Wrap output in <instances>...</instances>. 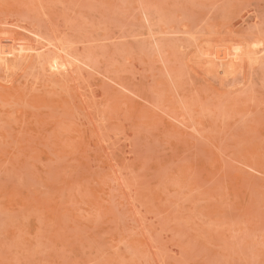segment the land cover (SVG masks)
Returning <instances> with one entry per match:
<instances>
[{"label":"rangeland","instance_id":"rangeland-1","mask_svg":"<svg viewBox=\"0 0 264 264\" xmlns=\"http://www.w3.org/2000/svg\"><path fill=\"white\" fill-rule=\"evenodd\" d=\"M0 39V264H264V0H0Z\"/></svg>","mask_w":264,"mask_h":264},{"label":"bare ground","instance_id":"bare-ground-1","mask_svg":"<svg viewBox=\"0 0 264 264\" xmlns=\"http://www.w3.org/2000/svg\"><path fill=\"white\" fill-rule=\"evenodd\" d=\"M65 8V7H64ZM13 16V15H12ZM7 18V17H6ZM14 19V18H13ZM31 23V22H30ZM10 35V34H9ZM20 37V36H19ZM23 38V37H22ZM5 39V38H4ZM4 39H2V40H4ZM24 39V38H23ZM1 39H0V58H7V57H9V56H14V57H16L17 55L18 56H20V55H22L23 56V54H24V49L26 48H24V49H22V47H21V45L23 44H21L20 43V45H18V47L20 46V49H22L23 51H18V52H15L14 50L16 49H14L13 47H14V45H13V43H11L12 45H7V43H5V42H3ZM12 40V42H14V40L15 39H11ZM20 40V39H19ZM18 40V41H19ZM17 41V42H18ZM10 42H8V44H9ZM35 46H36V44H34ZM17 46V45H16ZM23 46V45H22ZM25 46V45H24ZM29 46V45H28ZM27 49V48H26ZM26 49H25V54H26ZM29 50V49H28ZM31 51V50H30ZM42 53V52H41ZM35 54H36V52H35ZM40 55V54H39ZM24 58H26V56L24 57ZM52 59V58H51ZM21 60V59H20ZM24 60V59H23ZM27 60V59H26ZM55 61V60H54ZM53 63V62H52ZM54 65V64H53ZM67 66V65H66ZM19 69V68H18ZM9 77V76H8ZM34 79V78H33ZM90 88V87H89ZM23 116V115H22ZM40 127V126H39ZM39 129V128H38ZM4 143H5V140H4ZM28 143V142H27Z\"/></svg>","mask_w":264,"mask_h":264}]
</instances>
